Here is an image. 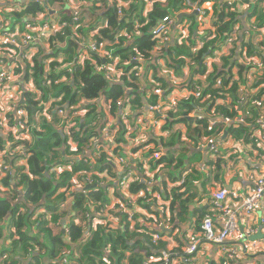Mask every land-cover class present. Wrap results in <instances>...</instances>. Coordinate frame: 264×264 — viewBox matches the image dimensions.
Listing matches in <instances>:
<instances>
[{
  "label": "trees",
  "instance_id": "trees-1",
  "mask_svg": "<svg viewBox=\"0 0 264 264\" xmlns=\"http://www.w3.org/2000/svg\"><path fill=\"white\" fill-rule=\"evenodd\" d=\"M26 1L22 3L18 12L3 16L9 24L21 25L28 31V25L48 20L50 18L48 15L55 5L60 6L61 10L52 16L61 21L72 22V12L66 7L68 0ZM90 1L97 3V0ZM242 1L247 3L251 0ZM98 3L103 6L99 18L106 24L97 34L90 37L93 30L90 27L89 29L82 27L81 14L79 22L71 24L63 36L48 38L49 52L39 47L33 58L32 73L29 71V65L24 67V82L28 84L32 80L35 87L33 90L36 94L42 95L41 99L45 101L60 99V102L57 105L52 104L51 121L43 117L39 119L32 132L31 142H21V145L30 149L27 170L35 178L31 179L23 172V168L16 167L14 175L2 181L6 191L5 196H0V241L5 233L9 245L1 257L10 256L3 264H24L25 261H28L26 264H62L64 258L67 264H71V260L74 264H145L152 260L160 262L162 253L166 252V243L161 241L166 234L164 228L158 230V226H167L169 223L164 211L162 214L153 211L151 208L153 201L144 202L140 198L138 201L143 206V213L135 212L133 220H128L127 214L121 209L120 211L124 213L122 222L119 228L113 229L109 223L106 224L108 216L111 220L112 217H120L121 212H109L107 216L104 215L103 211L109 206L107 186H101L100 180L93 176L96 188L90 189L91 186L87 184L80 190H72L71 180L74 174L82 170L87 171L89 167L84 160H71L70 144L75 146L77 154H83L90 147L91 138L100 139L107 119L111 116L114 120L121 114L122 108L119 109L117 102L123 101V106L132 104V95L138 96L142 87L139 80L143 81L151 74L154 77L158 76L164 67L178 71L191 63L195 67L193 70L190 69L192 78L204 76L207 86L204 88L197 81H191L188 92H192L195 86L200 85L203 89L201 100L190 98L177 108V112L169 110L165 115L163 131H170L172 126L181 125L186 128L187 135L196 142L198 139L207 141L211 137L217 138L219 133L224 132L237 142H247L250 137L251 142L257 145L252 135L256 131L254 128L256 119L264 113V75L257 71L252 72L251 68H246L242 62L243 54L264 61V6L261 2H257L256 6L248 5L244 27L241 23L243 17L241 13L245 10H241L242 5L239 6L238 2L230 6L219 0H124L125 7L120 18L116 14L115 6L106 0H99ZM188 3L198 6L205 17H212V27L198 41L193 38L194 32L199 28L195 17H186L192 20V23L190 26L185 24L187 30L184 33L179 30L182 24L178 27L174 24L168 41L154 34L163 18L169 17L177 23L179 15L189 13ZM205 4H211V9H203ZM0 6L13 7L12 0H0ZM252 27H255L253 31ZM248 31L251 34L246 38L251 37L250 44L244 37ZM121 33L123 37L116 40ZM239 33L242 39L238 37ZM233 34L235 40L230 46H226V40ZM128 36L130 40L127 39ZM171 38L175 39L172 46H166ZM83 40L86 44L106 42V54L80 55ZM61 43L64 44V48L57 50L55 46ZM154 55L163 62L162 67L158 68L151 64ZM207 59L212 62L216 60L221 64L205 67ZM108 65L114 66V69L121 73L118 81L106 80L104 68ZM141 68H144L143 74L135 76L140 74ZM220 69L223 70L219 71ZM249 73L254 75L253 83L246 89V94L241 95L239 90L247 87ZM113 77H116V72L113 73ZM56 80L60 82L54 85ZM217 81H220L219 87L216 86ZM162 83L166 85L164 93H169L168 82L160 80L158 85ZM22 92L24 101L22 107L28 112L29 117L41 113L40 102L35 100L34 94L26 88ZM154 101L156 96L151 94L147 102L150 104ZM102 103L104 108H101ZM137 104L142 106L140 99H137ZM55 107L67 110L75 107L84 115L74 118L71 122L74 126L68 130L65 123L61 126V121L53 112ZM197 108L206 116L188 117V114ZM213 117L230 119L240 117L243 122L237 126L218 123L215 128H210L209 123ZM29 120L33 122L30 118ZM55 126L61 127L56 129ZM179 139V133L169 134L167 148L179 144ZM2 143L3 136L0 131V149ZM193 158L199 161V155L196 153ZM220 161L221 159H217L214 162L216 172L221 171ZM96 162L102 165L98 169L99 172L112 169L105 156L96 159ZM173 162L174 158L168 155V158L160 159L157 164L170 166ZM55 164L64 168L69 166V170L56 177L49 171ZM182 164L179 161L177 164L174 163L176 169ZM188 173H191L189 179L201 177L199 170L192 169L190 164L183 169L184 176ZM218 178L217 174L216 179ZM177 180L180 178L175 181ZM145 182L146 180L130 183L129 190L133 194L143 193L146 188ZM151 188L152 191L164 193L155 185ZM182 188H186L185 179L182 186L178 185L172 189L170 210L173 204L179 203L181 213H185L189 202L185 199V192L181 193ZM20 194L22 198L19 197ZM67 196L72 197L69 214L62 211ZM16 197L17 200L14 201ZM165 199L168 201L169 195H166ZM124 205L125 211H134L127 209L129 207L126 202ZM206 209H209V213L210 205L206 206ZM40 210L44 213H39ZM93 212L102 216L94 228L92 222L95 218H91ZM208 213H205L203 218ZM67 215L69 216L67 225L61 232V223ZM199 219L200 217L197 218L198 221ZM196 224L200 225L199 222ZM54 226L60 230L58 234L52 232L51 228ZM130 227L135 231L129 230ZM199 232V235L189 236L187 246L192 240L200 237L201 231ZM155 234H159L161 240L154 242ZM171 253H177L178 257H183L184 254L180 250ZM45 256L49 260L48 263L43 259Z\"/></svg>",
  "mask_w": 264,
  "mask_h": 264
},
{
  "label": "crops",
  "instance_id": "crops-1",
  "mask_svg": "<svg viewBox=\"0 0 264 264\" xmlns=\"http://www.w3.org/2000/svg\"><path fill=\"white\" fill-rule=\"evenodd\" d=\"M70 1H67L66 3L67 9L71 12L73 9H78L80 11L82 14V27H86V29H89L90 27V29L93 30L90 37L97 34L95 30L99 31L100 28L105 26L106 23H103L104 21L99 18L103 11L102 4L98 3L99 0L96 1L97 3L91 2L90 0ZM236 2H238L239 6L242 5L241 10H245L241 13L243 16L241 23L244 27L246 15L248 14V5L256 6L257 1L251 0L250 2L245 3L242 0H236ZM148 5L150 6L151 3H148ZM211 7V4H205L203 6V8L207 10H210ZM60 10V6H53L48 17H53L56 12H60ZM181 15L182 18L179 21L177 20L176 26L179 24H188L190 26L191 23L186 22L184 19L186 17H195V21L199 28L198 31L194 32L193 38H196L197 41L212 27V18L210 17L206 18V20L201 23L198 21L197 14H194L193 12L183 13ZM94 23H99L100 25L95 27ZM18 27L23 30L21 25H18ZM240 33L238 37L242 39ZM85 37L88 38L87 36ZM244 37L245 39H248V43L250 44L251 37L246 38L248 37L246 34ZM174 40L175 39L171 38L166 46H172ZM47 41L48 40L39 38L36 42L37 51L39 47H43L47 52V49L49 48ZM82 43H84V40ZM106 46L107 43L104 42L101 51L97 53L103 56ZM151 64H154L158 68L163 66V62L158 59L156 55L152 57ZM213 64L219 66L221 63L216 62V60L212 62L207 59L205 67L210 68ZM193 68L195 67L192 66L191 63H189V66L187 65L184 68H180L178 71H174L169 67H164L158 76L156 75L154 77L151 74L143 80L144 82L140 79L139 81L142 82V87L140 88L138 96L132 95V104L127 106L122 105L123 107L120 106L119 109L122 108L121 114H119L114 120L111 116L107 119L108 122L110 120L112 127V132H110L108 138L104 139L102 137L103 134L100 139L91 138L89 141L90 147L87 148L83 154H77L75 152V146L70 144V151L72 152L70 155L71 160H84L89 167V170L87 171L82 170L74 174L73 179L71 180L72 190H80L83 187H86L89 182H91L90 189L96 188V183H93L94 179H92V177H97L100 180L101 186H107L109 206L103 211L105 216H107V213L109 212H121V209L125 212L126 205H124V202H126L129 207L127 208L128 210H134L137 214L143 213V206L138 201L142 198V193L139 192L138 194H133L132 191L129 190L130 184L126 189L121 190L117 186V180L120 176H123L127 171H131L132 178H134L132 183L135 181L143 182L147 180L148 177L154 178L155 181L153 187L155 185L164 193L160 194V200L153 198L151 208H153V211L155 210L160 214L164 211V216H166L165 218L169 222L167 223L165 221L167 223V226L164 228L166 235L162 237L161 241L166 243V252L170 253L175 250L184 252L187 248L186 242L189 236L199 235L203 215L209 211V209H206V206L208 207V205H210L211 195L215 190L224 187L227 190L244 195L253 187L254 178L264 168V161L260 158L261 155L259 154L258 147L251 142L250 137L247 139V142H237L229 137V134L225 133L226 135L224 137L218 138V142L220 143L218 147V156L214 155L211 157V154L206 147V141L204 139H198L197 143L187 135L185 127L174 125L170 131H163L165 115L169 110L177 112V108L183 105V102H186L184 96L188 93L191 81H197L204 88L207 86V81L204 76H195L192 78L190 69L193 70ZM222 70L223 69H220L219 71ZM143 71L144 68H141L138 76H141ZM160 80L168 82L170 88L169 93H164L166 88L164 83L158 85ZM155 84L158 86H155ZM201 86L199 85V87ZM250 86H248V88ZM157 88L162 90L160 96L154 93V90ZM149 90L151 93H147ZM246 91L247 90H239V93L243 95L246 94ZM145 92L146 94H143ZM151 94L156 96V101L149 104L147 100L150 99ZM137 99H140L142 106H138ZM171 100L177 102L174 108H171ZM150 106H160V111H150ZM104 107L105 106L102 103L101 108ZM78 114V117L84 115L83 112H79ZM202 116L206 115L199 108L188 114V117L191 118H199ZM55 128L58 129L59 126H55ZM254 128H257V126L255 125ZM173 133H179V144L167 148L166 142L168 135ZM136 136L140 137V145L133 143V139ZM174 139L176 140V138ZM195 153L199 155V161L194 160L193 155ZM154 154L158 155V160L154 158ZM168 155H171L174 158L172 165L165 166L163 164H157V161L168 158ZM101 156H105L106 161L110 163V166L112 167L111 170L105 169L103 172H99L98 169H100L102 165L97 164L96 159H101ZM119 158L122 159V162H118ZM217 159H221L219 163L221 166L220 172L215 171L214 162ZM178 161L183 164L179 169H176L174 163L177 164ZM188 164H190L192 169L197 168L199 170V174H201L199 179H189L188 176L191 173L184 176L183 169L188 167ZM65 170H69V166H67L60 174ZM217 174L219 176L218 179H216ZM178 178H180V180L181 178L185 179L186 188H182L181 190V193L185 192V199L189 202L187 206L188 209L185 213H181V206L179 203L173 204V207L170 210L172 189L178 187L177 182L179 180H177V182L175 181ZM188 190L189 192H187ZM166 195H169L168 201L165 199ZM3 196H5V194ZM185 199L182 200L184 201ZM71 203L72 197L67 196V201L62 207V211L69 214ZM123 216L124 213L122 212L120 213V217H112L111 220H109L110 216H108L106 224L109 223L113 229H117L122 222ZM262 216L264 217V209L256 211L253 216L256 219L255 222H240L239 233L230 237L226 242L229 247H239L241 250H244L242 253L243 255L238 257L234 262H229L225 255L219 252V249L216 246L201 241L194 264H248L250 261L251 264H264V230L260 224ZM198 217H200L199 221L197 220ZM68 218V215L63 218L61 232L67 225ZM91 218H95L92 222L94 228L99 223V219H101L102 216L93 212ZM197 222H199V226L196 224ZM217 227H220L219 223H217ZM249 227L254 230L253 234L248 233ZM51 229L54 234H58L60 231L55 226ZM129 230L133 232L135 231L133 227H130ZM245 233H248V236H246ZM257 236L259 237L256 238ZM251 238L256 239L250 240ZM8 245L4 233L3 239L0 241V257L2 252L7 249ZM173 255L178 256L177 253H173ZM43 259L46 263L49 262L46 256L43 257ZM26 263H28V261L24 262V264ZM71 264H74L73 260H71Z\"/></svg>",
  "mask_w": 264,
  "mask_h": 264
},
{
  "label": "built area",
  "instance_id": "built-area-1",
  "mask_svg": "<svg viewBox=\"0 0 264 264\" xmlns=\"http://www.w3.org/2000/svg\"><path fill=\"white\" fill-rule=\"evenodd\" d=\"M26 0H12L13 7L0 6V131L3 136L2 149H0V196L4 195L6 189L3 187L2 180L8 176L14 175V170L16 167L23 168V172L27 174L31 179L35 178L27 170V159L30 155V149L27 146L21 145V142L27 141L31 142L32 132L35 126L39 123L41 117L51 121L50 112L52 110V104L57 105L60 99H47V101L41 99L42 95L40 93H35L33 90L34 85H32V80L30 83H26L23 80L24 67L29 65L30 73H32L33 58L37 53L36 42L39 38L48 40V38H56L58 35L63 36L65 31L73 23L79 22L81 18V13L78 9H73L71 19L72 22L68 23L61 21L60 19L50 17L46 21H40L36 24L28 25V31L22 30L17 26L11 25L5 20L3 16L10 15L13 12H18L21 5ZM70 1V0H68ZM116 8V14L120 18L123 15V9L125 7L124 0H106ZM221 2H226L227 5L232 6L236 0H219ZM261 2L264 6V0H256ZM9 2V1H8ZM27 2V1H26ZM71 2V1H70ZM189 13L193 12L197 14L198 21L204 22L206 18L204 13L198 6H193L188 3ZM204 9V8H203ZM212 18V17H210ZM176 23L173 19L165 17L162 22L155 29L154 34L159 38H163L168 41L171 34L173 25ZM255 27H252V31ZM181 32L187 30V26L183 25L179 29ZM247 36L251 34L250 31L245 33ZM123 37V33L119 34L116 38ZM130 40V37H127ZM235 40L234 34L231 35L225 42L226 46H230ZM82 51L80 55L85 56L90 53H97L101 51L103 43L89 42L88 44L82 43ZM57 50L64 48V44H58L55 46ZM47 49V48H46ZM49 49H47V52ZM110 57V55H109ZM218 57L220 54L218 53ZM243 64L246 68H251V71H257L264 75V61L258 57L249 58L243 54ZM47 64V62H45ZM105 78L107 81H118L121 73L114 69V66L109 69L108 66L104 68ZM116 72V77H113V73ZM135 76H138L136 74ZM254 75L248 74L249 83L244 90L248 88L253 82ZM48 78V77H46ZM234 81V79H233ZM50 82V80H49ZM60 81L56 80L54 85H57ZM216 86H220V81H217ZM26 88L29 92L34 94L35 100L40 102L41 113L38 112L33 117H29L28 112L22 107L20 103L23 90ZM229 89V88H227ZM202 88L195 86L192 92L185 94V101L194 98L196 100H201L202 98ZM240 91H243L241 89ZM155 94L159 96L162 94V90L157 88L154 90ZM176 101L171 100V108L176 106ZM264 103V100H263ZM123 101H118L117 106H122ZM67 109H62L60 107L53 108V112L56 113L57 118L61 121V126L65 123L67 129H71L74 123H71L74 118L78 117V111L75 107H70ZM237 109V107H235ZM150 111H160V106H150ZM29 118L33 120L30 122ZM243 119L236 117L234 119L230 118H217L213 117L209 123L210 128H215L218 123H222L227 126H237V124L242 123ZM257 126L256 131L252 136L257 141V147L259 150L260 158L264 161V113H262L255 121ZM59 126V128L61 127ZM67 131V130H66ZM112 132L111 122L107 121L102 132V137L104 139L108 138ZM226 134L224 132L219 133L218 137H211L206 141V147L208 152L213 157L218 154V147L220 143L218 138L224 137ZM140 137L136 136L133 139V143L140 145ZM154 158L158 159V155L154 154ZM118 162H122L119 158ZM64 166L55 164L50 167V173L58 177L60 173L64 170ZM118 187L121 190L126 189L132 181V172L127 171L123 176L118 178ZM154 178L148 177L146 180V188L142 193V199L146 202L153 201V198L160 200L161 196L159 192L152 191V185L154 184ZM184 183V178L179 180L178 185L182 186ZM91 182L88 183L90 185ZM23 193V191H22ZM22 198V194L20 196ZM17 200V197L14 201ZM210 212L203 218L201 224V235L196 239L192 240L189 246H187L184 251L183 257H178L170 252H163L161 255V260L157 263V260H152L146 262L145 264H194L196 261V255L199 250L201 241L212 244L219 249V252L225 255L229 262H234L238 257L242 256L244 250L239 247H229L226 242L228 239L240 231V222H251L256 221L253 217L256 211L264 209V168L253 180V187L244 195H240L237 192L227 190L225 188H220L215 190L210 199ZM102 212V210H101ZM39 213H44L40 210ZM128 216V220H133L135 216V211H125ZM217 223L220 227H217ZM260 224L264 230V217L260 219ZM165 228V226L159 225L158 230ZM248 233L253 234L254 230L249 227ZM248 233H245L248 236ZM161 240L159 234L153 236V241L157 242ZM66 254H69L66 252ZM62 264H67L66 258L62 260Z\"/></svg>",
  "mask_w": 264,
  "mask_h": 264
},
{
  "label": "rangeland",
  "instance_id": "rangeland-1",
  "mask_svg": "<svg viewBox=\"0 0 264 264\" xmlns=\"http://www.w3.org/2000/svg\"><path fill=\"white\" fill-rule=\"evenodd\" d=\"M186 22L192 23V20H189L187 18L184 19ZM95 27L99 26V23H94ZM96 32H98L97 30H95ZM103 54H106V52L104 51ZM112 65H108V68L110 69ZM260 244V243H258ZM261 245V244H260ZM7 259H10L9 255H3L2 257H0V264H3L4 261H6ZM251 264V261L248 263Z\"/></svg>",
  "mask_w": 264,
  "mask_h": 264
},
{
  "label": "water",
  "instance_id": "water-1",
  "mask_svg": "<svg viewBox=\"0 0 264 264\" xmlns=\"http://www.w3.org/2000/svg\"><path fill=\"white\" fill-rule=\"evenodd\" d=\"M181 18H182V15L178 16V17H177V20L179 21V20H181ZM20 103H21V104L24 103V101H23V94H22V96H21ZM201 115H203V114H201ZM258 237H259V236H257L256 238H258ZM256 238H251L250 240H254V239H256Z\"/></svg>",
  "mask_w": 264,
  "mask_h": 264
}]
</instances>
